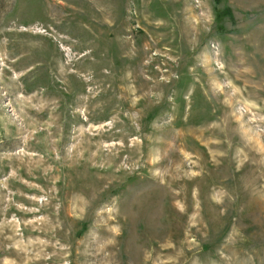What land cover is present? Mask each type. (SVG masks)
I'll use <instances>...</instances> for the list:
<instances>
[{
    "label": "rangeland",
    "instance_id": "rangeland-1",
    "mask_svg": "<svg viewBox=\"0 0 264 264\" xmlns=\"http://www.w3.org/2000/svg\"><path fill=\"white\" fill-rule=\"evenodd\" d=\"M0 264H264V0H0Z\"/></svg>",
    "mask_w": 264,
    "mask_h": 264
},
{
    "label": "trees",
    "instance_id": "trees-1",
    "mask_svg": "<svg viewBox=\"0 0 264 264\" xmlns=\"http://www.w3.org/2000/svg\"><path fill=\"white\" fill-rule=\"evenodd\" d=\"M216 1H219V0H216ZM218 15H227V16H230L231 12H230V9L228 7H225L222 11L218 12L217 13Z\"/></svg>",
    "mask_w": 264,
    "mask_h": 264
}]
</instances>
